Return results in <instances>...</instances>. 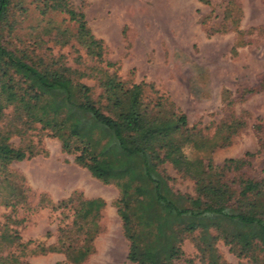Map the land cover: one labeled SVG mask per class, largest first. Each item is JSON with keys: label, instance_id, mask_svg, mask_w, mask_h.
<instances>
[{"label": "rangeland", "instance_id": "374dc122", "mask_svg": "<svg viewBox=\"0 0 264 264\" xmlns=\"http://www.w3.org/2000/svg\"><path fill=\"white\" fill-rule=\"evenodd\" d=\"M65 2L83 14L86 28L101 41L100 60L88 56L73 39L75 24L64 13L46 10L41 15L40 0H9L0 25L2 45L30 64L51 63L90 74L81 82L91 88L93 98L100 92L96 78L103 71L115 74L127 86L141 83L146 99L161 97L171 102L185 116L188 127L207 136L219 122L240 118L244 127L228 146L210 155L211 162L221 165L225 159L242 157L246 164L241 173L253 180L260 177L264 161L260 148L264 135V0H208L207 5L197 0ZM222 90L228 91L227 99ZM247 90L250 93H244ZM16 128L23 134L11 136L8 143L22 149L33 145L38 153L7 167L16 176L14 184L28 190L25 203L13 208L0 205V235L10 238L0 240V257H13L17 264L65 262L62 254L36 255L41 246H55L71 221L70 210H54L50 205L75 192L105 203L93 252L82 264H132L126 260L128 243L113 205L118 197L116 186L102 184L75 165L73 156L62 153L60 142L38 124L21 123ZM184 153L205 158L189 149ZM162 172L173 192L194 195L190 179L181 178L168 164ZM196 235L183 237L182 260L173 264H188L186 260L205 264L196 251ZM68 238L67 243H75L71 234ZM29 240L33 243L26 244ZM214 248L226 264L245 263L220 240Z\"/></svg>", "mask_w": 264, "mask_h": 264}, {"label": "trees", "instance_id": "16d2710c", "mask_svg": "<svg viewBox=\"0 0 264 264\" xmlns=\"http://www.w3.org/2000/svg\"><path fill=\"white\" fill-rule=\"evenodd\" d=\"M40 1L41 15L46 10L64 13L75 24L73 39L88 56L101 59V41L90 34L82 13L68 8L65 0ZM8 5L9 0H0V25ZM89 75L51 63L30 64L0 41V205L13 208L25 203L28 188L16 186V176L7 167L32 158L38 150L33 145L13 148L8 140L23 134L17 124H38L60 142L62 153L73 156L75 165L118 189L113 205L128 243V262L173 264L182 260L183 237L196 233V251L205 264H226L216 254L218 240L237 259L245 260L239 264H264V161L260 177L253 180L241 173L246 164L242 157L225 159L221 165L210 159L215 150L230 144L244 121L219 122L207 136L188 127L171 102L146 99L143 84L127 86L113 73L103 71L96 78L100 92L93 98L91 88L81 82ZM221 95L227 99L228 91ZM260 148L264 151V135ZM185 149L205 158L189 157ZM164 164L193 182V196L170 189ZM104 206L99 198L84 199L75 192L50 205L54 210H70L71 221L57 244L41 246L36 256L62 254L65 262L55 264H82L93 252ZM68 234L75 238L74 244L66 242ZM3 238L10 240L5 233L0 235ZM11 262L17 264L13 257H0V264Z\"/></svg>", "mask_w": 264, "mask_h": 264}]
</instances>
